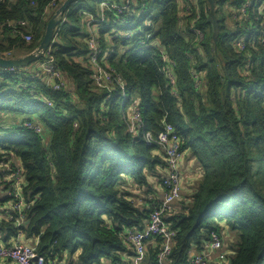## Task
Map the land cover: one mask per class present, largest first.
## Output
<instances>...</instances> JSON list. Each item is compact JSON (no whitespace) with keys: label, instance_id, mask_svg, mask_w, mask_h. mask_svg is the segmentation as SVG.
<instances>
[{"label":"trees","instance_id":"16d2710c","mask_svg":"<svg viewBox=\"0 0 264 264\" xmlns=\"http://www.w3.org/2000/svg\"><path fill=\"white\" fill-rule=\"evenodd\" d=\"M65 1L0 0V56L36 49L53 3ZM102 1L76 0L55 31L51 56L66 78L60 89L37 67L44 56L28 68L0 67V113L25 115L33 124L0 131V164L11 153L21 159L31 204L23 223L13 208L0 210V241L37 239L35 251L46 260L70 251L79 264L121 262L128 231L144 229L152 208L137 204L134 187L148 188L151 175L161 184L158 167H168L161 146L145 134L157 138L172 125L202 177L193 201L168 220L177 233L165 264H190L191 252H202L213 232L232 241L229 264H264V0H216L217 29L208 0H133L123 15ZM248 1L246 16L217 9ZM88 16L98 27V60L114 83L95 82L90 33L82 32ZM134 106L143 123L138 133L129 131ZM3 173L0 186L8 187ZM156 241L145 258L161 264L164 243Z\"/></svg>","mask_w":264,"mask_h":264},{"label":"built area","instance_id":"2783aa9c","mask_svg":"<svg viewBox=\"0 0 264 264\" xmlns=\"http://www.w3.org/2000/svg\"><path fill=\"white\" fill-rule=\"evenodd\" d=\"M179 1L181 2L182 0ZM132 2L133 0H123V3H117L116 1L108 2L107 0H103L101 7H112L114 10H117L121 15H123L125 13H129ZM57 4L58 2H54L52 5L55 12L59 9ZM250 4V1L244 4L238 10L239 14L246 16L247 7ZM103 17L104 15L102 16V19ZM20 24L22 26L26 25L24 21L20 22ZM23 37L26 42L33 41V35L31 33H25ZM55 40L56 33L54 35L52 45ZM87 43L89 44L91 50L90 62L96 71V74L94 75L96 84L98 86H103L106 83H114L116 81V77L113 72L105 68L98 60L101 50L98 43L97 33H95V35L90 34V38L87 39ZM245 45L244 38L237 41V47L240 50H243ZM51 49L52 46L46 50L44 59L41 60L40 64L50 78L57 80L55 87L60 89L65 85L66 78L63 72L55 66V62L51 56ZM166 75L172 81L175 80L172 74L171 66H167ZM49 104L51 103L49 102ZM129 120H131L129 123V131L132 133H138L143 126V123L141 113L137 106H134L131 110ZM23 125L29 128L33 127V124L27 121H24ZM20 126L22 125L20 124ZM36 130L41 131L39 127H36ZM0 131L2 130L0 129ZM145 137L149 142L155 141L161 146L170 172L167 176L164 175L161 179L162 189L165 193L164 200L162 202H155L151 205L152 208L150 217L145 228L142 230H129L126 236V241L132 244L137 260L141 261L148 253L149 242L154 238L161 237L164 244L159 254V258L161 264H165V260L172 251L174 238L177 233V230L171 227L168 220L175 212L177 200L181 197L182 193V143L176 128L172 125H166L157 138H154L152 134L148 132L145 134ZM0 172H4L1 178L2 182L9 183L8 187H6V184L0 186V210H5V205L10 201V206L8 208H13V210L18 211L20 213V222H26V211L30 208L31 204L26 202L24 195L21 193V190H23L22 187L26 181L21 159L11 153L9 161L1 162ZM4 199L9 200L5 203V205L1 202V200ZM230 252L231 249L227 247L225 238L218 232H213L211 239L205 243L202 252H191L190 264H229L227 259ZM36 257L37 259H35ZM5 260L12 261L14 264H57V261L54 259L46 260L45 257L38 255L34 246L20 241L17 243L13 242L11 244L0 241V261Z\"/></svg>","mask_w":264,"mask_h":264},{"label":"crops","instance_id":"0c3cea01","mask_svg":"<svg viewBox=\"0 0 264 264\" xmlns=\"http://www.w3.org/2000/svg\"><path fill=\"white\" fill-rule=\"evenodd\" d=\"M197 0H188L186 1V4L190 5L191 3L196 4ZM209 3V2H208ZM229 10L226 12L220 8L221 14H229L230 11L232 13L235 11L236 13L238 12V8L232 7V4H229ZM233 8V9H232ZM237 10V11H236ZM260 11L264 12V5H261ZM235 13V14H236ZM235 14L233 17H235ZM89 17V16H88ZM88 24L86 27L85 33H88L89 31L93 30L94 32L97 33L98 27L93 26L92 22H94V19L89 17L87 19ZM91 23V24H90ZM93 27V28H92ZM90 33V32H89ZM88 33V34H89ZM88 39V38H87ZM86 39V42H87ZM18 55L23 56L25 54L18 53ZM41 64H39L37 67L39 68ZM69 81V80H68ZM0 129L2 130L1 133L4 135H10L16 133V128L15 126L17 124H20L21 122H24V119L27 118V116L24 115H19L17 113H0ZM15 116V118H14ZM16 121V124H15ZM15 130L14 132H9L8 130ZM181 166H182V193L181 197L177 200L176 203V209L178 210L179 207L184 205L186 202L191 203L193 201V194L194 191L202 177V169L199 165V162L195 157H193L191 154H183L182 160H181ZM162 167V168H161ZM161 171V173H164V175H168L170 170L168 167H164L159 165L158 171ZM184 173H186L184 175ZM132 182V181H131ZM130 182V183H131ZM135 185V184H133ZM136 190H134V193L138 194L136 198L137 204L141 205H152L153 203L157 202H162L165 198V193L164 190L162 189V185L159 183L157 176H150V185L148 188H145L143 191L139 192L137 186L134 187ZM21 193L23 194V191L21 190ZM1 196V195H0ZM136 196V195H135ZM10 206V201L5 205V209H7ZM148 220L145 222V226L147 225ZM228 230L224 232L226 234ZM157 238L152 239L149 242V250L154 246L156 248L159 243L156 241ZM4 242L3 240H1ZM23 242L26 244H30L33 246V243H37V239H31L28 240L24 235H20L18 238L14 239L13 242ZM6 243V242H4ZM128 250L125 252L121 253V262L117 264H152L151 259L147 256V258H144L141 261H138L136 258L135 251L133 249V246L130 242H127ZM159 247V246H158ZM162 248V247H161ZM149 252V251H148ZM161 252V251H160ZM57 264H79L78 262V254L77 253H72L70 251H66V253L59 259L56 260ZM0 264H14L12 261L5 260V261H0ZM102 264H113V262L110 259H104Z\"/></svg>","mask_w":264,"mask_h":264},{"label":"water","instance_id":"95a60500","mask_svg":"<svg viewBox=\"0 0 264 264\" xmlns=\"http://www.w3.org/2000/svg\"><path fill=\"white\" fill-rule=\"evenodd\" d=\"M75 1L76 0H66L54 13L47 24L43 39L36 49L26 55L19 57L6 58L0 56V67L6 69L28 68V66L32 63L40 61L45 55L46 50L52 46L56 29L62 24L63 16ZM208 2L210 4L209 20L213 23L215 29H217L218 17L216 15V0H208ZM35 259H37V257Z\"/></svg>","mask_w":264,"mask_h":264},{"label":"rangeland","instance_id":"374dc122","mask_svg":"<svg viewBox=\"0 0 264 264\" xmlns=\"http://www.w3.org/2000/svg\"><path fill=\"white\" fill-rule=\"evenodd\" d=\"M218 8H220V9L226 11V12L229 10V9H226V7H222V6H220V5L218 6ZM222 15H223V13H222ZM140 17H141V15H140ZM220 17H221V16H220ZM136 23H137V22L135 21V22H134V25H135ZM57 31H58V30H57ZM85 31H86V27L84 26V27L82 28V32L84 33ZM89 32H90L91 35H95V33H96V32H94L93 30H91V31H89ZM110 42H111V41H110ZM135 114H136V113H135ZM24 116H25V115H24ZM14 118H15V116H14ZM130 121H131V120H130ZM15 124H16V121H15ZM8 131L11 133V132H14L15 130H10V129H9ZM185 174H186V173H184V175H185ZM0 195H1V192H0ZM230 239H231V238H230ZM226 243H227V247L229 248L230 244H232V241H231V243H229L228 241H226Z\"/></svg>","mask_w":264,"mask_h":264}]
</instances>
